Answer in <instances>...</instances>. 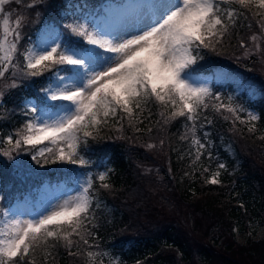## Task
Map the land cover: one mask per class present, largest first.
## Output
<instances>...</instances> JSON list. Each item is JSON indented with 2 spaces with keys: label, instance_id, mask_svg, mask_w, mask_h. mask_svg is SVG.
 <instances>
[{
  "label": "snow or ice",
  "instance_id": "snow-or-ice-1",
  "mask_svg": "<svg viewBox=\"0 0 264 264\" xmlns=\"http://www.w3.org/2000/svg\"><path fill=\"white\" fill-rule=\"evenodd\" d=\"M43 2L0 0V80H6L9 89L29 78L45 77L46 81L39 89L43 107L26 104L23 115L30 118L0 138L3 156L27 151L37 164L63 162L87 168L90 161L80 154L81 146L103 139L101 133L110 120L127 119L130 127L142 123L144 112L151 114L150 104L159 106L165 123L180 118L190 122L185 126L196 161L211 144L210 132L203 131L202 138L197 135L198 127L213 124L205 110L229 113L233 123L250 124L248 131L254 130L258 115L235 105L231 96L225 102L206 83L194 79L189 69L202 59V49L216 51L241 18L249 21V29L255 20L260 31L249 37L251 46L241 41L239 47L246 55L264 51V0H106L98 7L87 0H66L63 8L73 11L65 17L63 31L49 25L35 42L29 39L22 45L28 17L20 13L13 19L4 6L17 3L31 10ZM4 96L0 89V102ZM243 112L247 120L241 119ZM122 130L121 124L117 131ZM187 133L181 138H187ZM80 175L75 194H62L30 218H23L18 208L0 204V264H36L38 250L47 264L55 260L58 245L70 256L82 255L84 264H96L97 258L103 264L104 256L109 264H119L111 254L93 251L99 245L89 242L96 219L94 179L108 189V174ZM219 175V171L212 173L206 182L220 183ZM4 199L0 196V202ZM81 245L87 246L83 252Z\"/></svg>",
  "mask_w": 264,
  "mask_h": 264
},
{
  "label": "trees",
  "instance_id": "trees-1",
  "mask_svg": "<svg viewBox=\"0 0 264 264\" xmlns=\"http://www.w3.org/2000/svg\"><path fill=\"white\" fill-rule=\"evenodd\" d=\"M105 2L87 0L89 5L97 7ZM36 9L39 11L30 13L28 26H24L28 29V35L33 36L44 19H50L63 31L60 16L49 15L43 8ZM24 14L27 15L25 10ZM248 23L241 18L216 51L202 49V59L190 70L203 78L211 77L212 92L225 98V102L227 97H232L233 88L231 85L219 84L218 70L239 79L250 95L247 97L245 92L235 97L257 111L260 117L254 124V130L249 132V124H241L239 121L230 123L228 120L232 118L229 113L205 110L204 115L213 120L212 125L202 129L211 134L210 140L215 145L211 150L214 154L226 156L225 168L219 172L220 183H207L209 178L203 171L205 164L195 160V147L191 144V134L187 133L185 126H190V122L180 118L165 123L160 116L159 106L150 104L148 107L151 114L146 110L140 117L142 123L130 127L127 119L121 123L110 120L101 133L103 139L90 140L87 146H81L80 154L90 161L87 168L63 162L44 164L41 161L37 164L31 160V153L27 152L22 155L25 167L11 169L0 157V191L5 197L0 204L11 207L25 196L34 197V191L46 183H65L71 186L84 169L91 171L94 178L101 172H107L105 182L110 185L108 189L101 188V182L94 179L96 201L93 203V211L96 219L94 238H89V242L115 250L120 264L264 262V240L251 241L245 247L228 243V240L234 238V229L246 228V219L264 225V139H261L264 137V86L244 67H235L233 63L223 61L225 54L239 53L241 41L247 44L253 33H259L255 20H251V29L247 27ZM24 32L26 36V30ZM255 61L254 57L248 58L251 64ZM45 83V77L29 78L18 81V87L5 92L0 109V138L14 133L16 128L30 118L23 115L26 110L23 105L25 99L33 98L41 106L42 95L39 89ZM224 116H229V119L225 120ZM241 119L245 120L243 116ZM197 123L199 125V121ZM121 124L123 130L117 131ZM200 130L198 127L197 133ZM186 133L187 138L182 139ZM148 144L155 147L149 148ZM157 147L160 149L157 150ZM231 151L234 158L230 156ZM26 166L30 167L31 172ZM144 168L153 171L142 173ZM157 176L163 177V182H159ZM151 184L160 188V191L165 187L167 193L164 195L173 191L176 194L174 202L161 197L160 203L170 209L171 205L188 207L191 222L187 221L186 228H191L192 233H200L204 222L210 224L209 231L216 236L211 240V246L194 245L191 234L179 220L171 219L166 226L155 230L151 226L152 222L139 224L140 216L149 218L161 210L153 206L152 192L146 187ZM96 203L99 207H96ZM86 247L81 245V251ZM219 250L226 253L222 254ZM55 253V260L49 259L47 264H84L85 258L82 255L70 256L63 246L58 245ZM36 264H45L43 253L39 250L36 253Z\"/></svg>",
  "mask_w": 264,
  "mask_h": 264
},
{
  "label": "rangeland",
  "instance_id": "rangeland-1",
  "mask_svg": "<svg viewBox=\"0 0 264 264\" xmlns=\"http://www.w3.org/2000/svg\"><path fill=\"white\" fill-rule=\"evenodd\" d=\"M76 2H79V1L73 0V3H76ZM64 3H66V0H44V2L38 5L37 7L41 9L42 8L45 9L46 13L49 15L60 16V21L64 23L66 22L65 17H69L73 11V9H64L63 8ZM4 7L6 11H12L13 19L16 17L17 14H20V13H22L25 16L24 10L26 11V14H27L26 17H28L30 13H34V11L36 12L39 11L36 9L37 7L29 10L25 8L23 4H17V3L6 4ZM28 22L29 20L25 22L27 26H28ZM49 25H55V24L52 23L50 19H44V21L38 26L37 28L38 30L34 33L33 36L28 35L27 28H23L22 32H23L25 39L21 41V44L22 45L26 44L29 39L35 42L38 39V37H40V35L47 29ZM58 28L60 29V27ZM24 30H26L27 32L26 36H25ZM246 45L251 46V41L249 39ZM262 48H264V43H262ZM245 51H246L245 49L241 48L239 53L236 55H234L233 53H230L228 55L225 54L223 61L227 63H233L235 67H244L249 72V74L251 73V75H254L255 77H257L258 80L264 86V51H253L247 55L245 54ZM249 57H254L256 59L254 64L253 63L251 64L250 62H248ZM21 60H22V57H21ZM192 68H193V65L191 69H189V71L192 70ZM191 74L194 79L206 83L207 86L210 88L212 87L213 81L211 77L203 78L199 74H195L192 72ZM217 81L221 85H225V84L231 85V87L233 88L232 98H233V103L235 105H241L247 111H251L255 113L256 115H258L257 111L253 110V108H249L247 104H245L242 101H239V99L235 97V95H240L241 93H245V92H246L247 97H249L250 95L249 91L246 90V87L239 79L232 78V76L230 75L228 76L225 71L218 70ZM6 83H7L6 80H0V89H3L4 92L10 90L9 88L5 87ZM41 95L43 96V93H41ZM29 102L39 105V103L35 99L28 98V99H25L23 102L24 107ZM52 103H60V102H52ZM0 105H3V100L2 102H0ZM41 107H43V105H41ZM0 109H1V106H0ZM240 115H241V118L243 116V118L247 120V112H243ZM228 121H230V123H233V120H228ZM254 124H256V122H254ZM203 131H208V130H200V133L199 132L197 133V135H199L201 138L203 136ZM202 142H205V141H203L202 139ZM3 147H6V145H3ZM160 147H157V150L160 149ZM213 147H215V145H213L211 141V144L207 146V150L203 152V155H201V158L199 160V163L205 164L204 165L206 166L205 168L208 169V171L205 172L208 178L211 177L212 173L217 172L218 169H219V172L222 170L218 167L220 163H223L224 165L226 163V156H222L220 155V153L214 154L212 152ZM209 152L211 153V158H209ZM24 153H27V151H21L19 154H17L14 151L12 153L11 158L7 156H3L2 154H0V157H3V159L5 160V163H7L11 169L15 167L22 168V167H25V162L22 159V155ZM230 156L234 158V153L232 151H231ZM26 169L31 172L30 167H27ZM151 171L153 170L149 168L142 169V173L143 172L151 173ZM81 173H91V171H89L88 169H84L83 171L80 172V174ZM80 174L78 175L77 180L71 186H67L65 183H55L52 185L49 183L43 184L39 189L34 191L35 193L34 197L25 196L22 201L20 200L17 201V203H14L13 205H11V207L18 208L19 211L23 214V218H30L31 215H34L37 212H41L45 208H47L49 201H52V203H56L57 198L60 197L62 194L64 193L75 194V190L78 189L79 183L82 182V177ZM158 180L159 182H163V177H158ZM161 185L163 186L165 184L161 183ZM146 187H149L148 189L151 190L152 192L153 206L161 210H158V212H156L155 214H153V216L149 218L146 217L145 215L140 216L139 221L141 222L139 224L141 225L149 224V223L151 224L152 222L151 226L153 227V230H155L156 228H163L162 226H166V224H168L169 221L172 219V220H179L180 223L183 224L184 228L188 226L187 221L190 220V216H189L190 214H189L187 206L171 205V209H170L169 206L167 207L166 205L162 204V202L160 203L161 197H163L164 200L174 202L176 198V194L174 191L168 193L167 195H164L167 193L166 190H164L165 187H162L163 189L161 191H160V188L155 187L153 184L148 185ZM168 195H171V196H168ZM0 196H2L1 191H0ZM246 221L248 222L247 225L245 226L246 228L243 227L242 229H234V238L232 237L231 240H228V243H231L232 245L236 244L240 247H245L251 241L258 242V241L264 240V225H261L260 223H257L255 221H249L248 219H246ZM209 225L210 224L208 222H204L201 232L197 234L192 233L191 228L189 229L186 228L187 232H189L192 236L191 241L193 242L194 245L211 246V240L216 238V236L212 231H209L210 230ZM92 250L107 252L111 254L112 256H114L119 261L118 254L113 249L104 248L102 246V247H99V249L94 248ZM219 251L222 254L226 253V252H223L222 250H219ZM99 260L100 258H97L96 264H99ZM102 260H103V264H109L108 256H104ZM255 263L260 264V261L255 260ZM119 264H120V261H119ZM211 264H220V263L216 261ZM261 264H264V262H262Z\"/></svg>",
  "mask_w": 264,
  "mask_h": 264
}]
</instances>
